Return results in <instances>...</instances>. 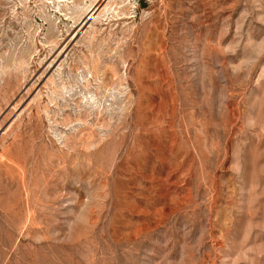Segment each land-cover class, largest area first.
Returning <instances> with one entry per match:
<instances>
[{"label":"rangeland","instance_id":"374dc122","mask_svg":"<svg viewBox=\"0 0 264 264\" xmlns=\"http://www.w3.org/2000/svg\"><path fill=\"white\" fill-rule=\"evenodd\" d=\"M0 264H264V0H0Z\"/></svg>","mask_w":264,"mask_h":264},{"label":"bare ground","instance_id":"6f19581e","mask_svg":"<svg viewBox=\"0 0 264 264\" xmlns=\"http://www.w3.org/2000/svg\"><path fill=\"white\" fill-rule=\"evenodd\" d=\"M63 1V0H62ZM66 1V0H65ZM96 1V0H95ZM10 3V2H9ZM89 8V7H88Z\"/></svg>","mask_w":264,"mask_h":264}]
</instances>
